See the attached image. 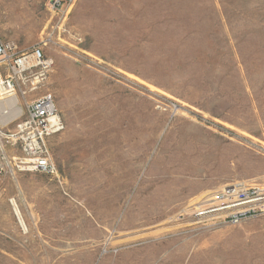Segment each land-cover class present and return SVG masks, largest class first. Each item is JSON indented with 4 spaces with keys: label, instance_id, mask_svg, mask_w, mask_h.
I'll use <instances>...</instances> for the list:
<instances>
[{
    "label": "rangeland",
    "instance_id": "obj_1",
    "mask_svg": "<svg viewBox=\"0 0 264 264\" xmlns=\"http://www.w3.org/2000/svg\"><path fill=\"white\" fill-rule=\"evenodd\" d=\"M0 0V37L46 44L60 173L0 180V264H264V214L197 212L264 186V0ZM15 199L27 229L14 212Z\"/></svg>",
    "mask_w": 264,
    "mask_h": 264
},
{
    "label": "built area",
    "instance_id": "obj_2",
    "mask_svg": "<svg viewBox=\"0 0 264 264\" xmlns=\"http://www.w3.org/2000/svg\"><path fill=\"white\" fill-rule=\"evenodd\" d=\"M46 1L47 8L60 15L72 2ZM45 45L20 49L16 41L0 37V180L8 172H32L62 182L49 139L65 131L66 124L54 95L42 91L55 64ZM10 201L20 226L27 229L16 200ZM202 204L198 216L236 224L264 214V186L228 184L210 193Z\"/></svg>",
    "mask_w": 264,
    "mask_h": 264
},
{
    "label": "bare ground",
    "instance_id": "obj_3",
    "mask_svg": "<svg viewBox=\"0 0 264 264\" xmlns=\"http://www.w3.org/2000/svg\"><path fill=\"white\" fill-rule=\"evenodd\" d=\"M18 212V211H17ZM19 213L21 214L20 210H19Z\"/></svg>",
    "mask_w": 264,
    "mask_h": 264
}]
</instances>
